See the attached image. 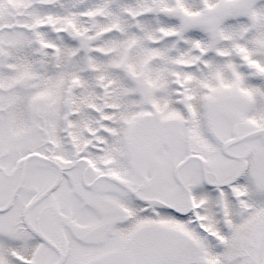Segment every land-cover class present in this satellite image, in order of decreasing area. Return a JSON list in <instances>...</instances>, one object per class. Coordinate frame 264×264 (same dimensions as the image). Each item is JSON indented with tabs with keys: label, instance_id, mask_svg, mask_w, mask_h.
Returning <instances> with one entry per match:
<instances>
[{
	"label": "snow or ice",
	"instance_id": "snow-or-ice-1",
	"mask_svg": "<svg viewBox=\"0 0 264 264\" xmlns=\"http://www.w3.org/2000/svg\"><path fill=\"white\" fill-rule=\"evenodd\" d=\"M0 264H264V0H0Z\"/></svg>",
	"mask_w": 264,
	"mask_h": 264
}]
</instances>
